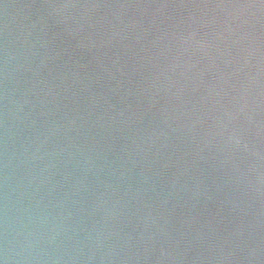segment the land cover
<instances>
[{"label": "water", "instance_id": "1", "mask_svg": "<svg viewBox=\"0 0 264 264\" xmlns=\"http://www.w3.org/2000/svg\"><path fill=\"white\" fill-rule=\"evenodd\" d=\"M0 264H264V0H0Z\"/></svg>", "mask_w": 264, "mask_h": 264}]
</instances>
